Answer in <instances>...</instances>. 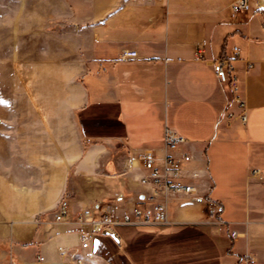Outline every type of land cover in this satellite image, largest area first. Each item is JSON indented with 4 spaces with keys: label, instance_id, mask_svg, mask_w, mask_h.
<instances>
[{
    "label": "crops",
    "instance_id": "obj_1",
    "mask_svg": "<svg viewBox=\"0 0 264 264\" xmlns=\"http://www.w3.org/2000/svg\"><path fill=\"white\" fill-rule=\"evenodd\" d=\"M59 1L82 38L74 57L58 62L68 79L47 116L55 137L42 160L44 185L4 211L0 241L11 244L12 260L264 264V15L255 0L239 13L237 0ZM124 52L137 57L122 60ZM224 60H232L242 107L214 70ZM228 112L246 121L228 124ZM167 131L186 141L196 193L167 197V225L120 226L118 241L95 233L82 249L83 226L55 223L53 211L66 195L75 213L147 197L139 156L152 151L162 162Z\"/></svg>",
    "mask_w": 264,
    "mask_h": 264
},
{
    "label": "rangeland",
    "instance_id": "obj_2",
    "mask_svg": "<svg viewBox=\"0 0 264 264\" xmlns=\"http://www.w3.org/2000/svg\"><path fill=\"white\" fill-rule=\"evenodd\" d=\"M70 13L59 0H0V225L9 224L6 207L14 210L23 194L44 185L42 160L55 137L47 116L59 109L68 79L58 62L71 60L82 38ZM63 200L78 211L69 196ZM11 257V244L0 241V264Z\"/></svg>",
    "mask_w": 264,
    "mask_h": 264
},
{
    "label": "built area",
    "instance_id": "obj_3",
    "mask_svg": "<svg viewBox=\"0 0 264 264\" xmlns=\"http://www.w3.org/2000/svg\"><path fill=\"white\" fill-rule=\"evenodd\" d=\"M251 8V0H237L232 4L233 13L248 11ZM239 51L238 48L235 49ZM136 52H124L122 60L136 58ZM248 64V68H251ZM214 70L222 82H229L235 99L239 106H243L240 102L238 92V81L233 74L232 60L219 61L214 64ZM228 124L232 121H246L244 113L234 115L228 112ZM186 141L172 131L166 132V154L162 162H159L156 155L152 151H145L139 156L142 162V168L146 172L141 178L142 186L149 190V195L144 199L139 198L132 206L122 203L121 198L106 202L100 207L86 208L80 212H73L68 203L62 200L57 210L54 211L53 221L55 223H74L83 226L80 232L81 248L90 247L91 238L95 233H102L105 229L115 230L120 226H133L138 224H156L167 225L168 210L167 197L170 195H192L196 193L197 187L185 175V166L192 162V155L182 151L181 146ZM196 177V175L194 176ZM212 209L220 213L223 208L219 205H212ZM89 227V230L86 227ZM232 238L238 237L237 232L231 233ZM63 256L67 253L61 250ZM42 260V258H40ZM78 264H82V260H77ZM11 264H16L13 260Z\"/></svg>",
    "mask_w": 264,
    "mask_h": 264
},
{
    "label": "water",
    "instance_id": "obj_4",
    "mask_svg": "<svg viewBox=\"0 0 264 264\" xmlns=\"http://www.w3.org/2000/svg\"><path fill=\"white\" fill-rule=\"evenodd\" d=\"M260 5H261V8L262 10L264 11V0H258ZM143 198V197H142ZM104 235H109L111 236L112 238H114L116 241H118V237L116 235V233L113 231V230H110V229H105L103 230L102 232Z\"/></svg>",
    "mask_w": 264,
    "mask_h": 264
},
{
    "label": "bare ground",
    "instance_id": "obj_5",
    "mask_svg": "<svg viewBox=\"0 0 264 264\" xmlns=\"http://www.w3.org/2000/svg\"><path fill=\"white\" fill-rule=\"evenodd\" d=\"M77 254V253H76ZM77 256V255H76Z\"/></svg>",
    "mask_w": 264,
    "mask_h": 264
}]
</instances>
